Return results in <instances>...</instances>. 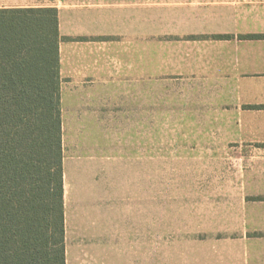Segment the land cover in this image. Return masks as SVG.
Listing matches in <instances>:
<instances>
[{
  "label": "crops",
  "instance_id": "crops-1",
  "mask_svg": "<svg viewBox=\"0 0 264 264\" xmlns=\"http://www.w3.org/2000/svg\"><path fill=\"white\" fill-rule=\"evenodd\" d=\"M46 7L58 10L63 111L110 117L119 101L141 111L148 95L183 132L213 135L221 196L236 208L221 252L228 264H264V37H242L264 35V0H0Z\"/></svg>",
  "mask_w": 264,
  "mask_h": 264
},
{
  "label": "rangeland",
  "instance_id": "rangeland-1",
  "mask_svg": "<svg viewBox=\"0 0 264 264\" xmlns=\"http://www.w3.org/2000/svg\"><path fill=\"white\" fill-rule=\"evenodd\" d=\"M148 98L103 118L62 109L65 212L70 198L77 220L66 264H228L236 208L221 196L213 135L183 132ZM94 125L104 133H83Z\"/></svg>",
  "mask_w": 264,
  "mask_h": 264
},
{
  "label": "trees",
  "instance_id": "trees-1",
  "mask_svg": "<svg viewBox=\"0 0 264 264\" xmlns=\"http://www.w3.org/2000/svg\"><path fill=\"white\" fill-rule=\"evenodd\" d=\"M61 38L56 8L0 9V264H66Z\"/></svg>",
  "mask_w": 264,
  "mask_h": 264
}]
</instances>
